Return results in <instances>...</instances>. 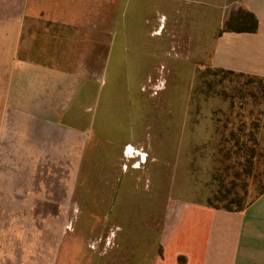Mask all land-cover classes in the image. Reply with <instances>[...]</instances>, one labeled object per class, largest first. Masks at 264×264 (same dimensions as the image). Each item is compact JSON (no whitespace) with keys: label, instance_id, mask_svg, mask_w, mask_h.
Here are the masks:
<instances>
[{"label":"crops","instance_id":"0c3cea01","mask_svg":"<svg viewBox=\"0 0 264 264\" xmlns=\"http://www.w3.org/2000/svg\"><path fill=\"white\" fill-rule=\"evenodd\" d=\"M246 13L257 22L254 32H221L230 18ZM210 18L218 24L206 47ZM200 33L202 64H196ZM176 41L178 50L191 42L193 54L176 57ZM164 66L177 85L161 90L159 101L146 95L144 85ZM197 66L264 78V0H0V194L6 182L14 209L29 210L35 186L47 179L37 173L38 164L68 145L76 150L78 184L91 145L90 167L106 172L109 212L112 197L128 186L131 194L154 189L173 200L175 186L180 189V132L189 128L191 112L181 106L190 95L179 82L193 81ZM117 79L130 85L122 94L109 92L101 106L104 85ZM125 146H142L147 159L132 167ZM187 158L188 164L194 160ZM207 213L212 220L203 245L170 257L159 241L155 252L140 253L139 264H264V193L243 209L211 207ZM190 242L198 243L195 237ZM140 249L124 250L123 264H133ZM110 253L109 264H117L120 257Z\"/></svg>","mask_w":264,"mask_h":264},{"label":"rangeland","instance_id":"374dc122","mask_svg":"<svg viewBox=\"0 0 264 264\" xmlns=\"http://www.w3.org/2000/svg\"><path fill=\"white\" fill-rule=\"evenodd\" d=\"M205 21L208 27L202 44L209 47L218 20L210 18ZM200 22L197 21V25ZM200 29L201 27L196 28V31L199 32ZM200 35L201 33L197 34L195 55L191 52V42L186 45L185 50H178L177 44L181 42L176 41L173 50L175 56L187 58L191 54L193 62L202 64L198 57L202 45ZM208 68L197 66L194 70L197 83L188 87L189 103L185 100L184 104L181 100V106L189 107L192 113L200 112V115L217 112L220 118L219 129L224 127L225 131L221 130L215 141L217 146L224 150L232 143L222 138L226 137L230 130L237 129L242 123L245 124L246 133L253 129L254 141L245 145H255L253 162L232 163L224 160L219 164H211L212 170L219 174L217 184H212L213 201L219 206H228L229 201L233 199L234 202L241 203H235L237 206L247 205L255 199L264 185V81L215 72L216 70L207 71ZM172 85L176 86L177 83L175 80L172 83L169 80L168 68L159 67L156 76L144 85V91L148 97H156L161 90ZM197 86L198 92L194 91ZM158 97L161 101L162 97ZM259 111L262 112L261 117ZM254 122L255 126L252 125ZM247 136L243 141L246 142ZM142 146H132V151L125 152V155L123 149L124 158L131 160L134 168L147 159L148 151ZM210 149L213 150V147L208 146L206 152ZM5 150L8 158H11V147ZM94 150L91 145H87L84 150V173L82 175V172H79L81 178L77 181L78 184L76 150L70 145L55 149L53 154L48 156L49 161L38 164L37 173L42 176L45 174L47 179L44 180V185L39 180L38 186H35L34 195L29 197L32 202L29 210L14 209L18 205L12 204L10 185L5 182L6 193L0 194V264H109V251L110 257L113 258L114 254L120 257L116 259L117 264H123V251L129 250L130 245L137 248L141 246L133 262L139 264L140 255L155 252L159 241L168 245L170 257L181 252L189 254L194 250L195 244L199 247L203 245L212 220L207 213L211 207L205 203V191L201 190V186H205L203 181L208 180V175L198 177L196 172L194 174L191 171L186 161L188 155L183 148H180L181 161L178 171L180 189L175 186L177 193L173 200L167 199L166 194H155L154 189L150 193L139 189L137 193L131 194L128 186V194L121 193L112 197L111 212L107 210V200L110 196L104 193L107 190L106 172L102 173L99 168L90 167ZM191 158L194 159L190 154L187 160ZM10 170L11 167L6 164L4 171ZM165 172L168 173L166 167ZM187 186L193 190L184 192L185 188L189 189ZM41 188L43 191L39 193ZM183 202L187 203L186 208H183ZM179 212L180 217L177 220ZM125 235L130 236L133 242H129L130 237L126 243L122 242ZM192 237H195L198 243H191Z\"/></svg>","mask_w":264,"mask_h":264},{"label":"trees","instance_id":"16d2710c","mask_svg":"<svg viewBox=\"0 0 264 264\" xmlns=\"http://www.w3.org/2000/svg\"><path fill=\"white\" fill-rule=\"evenodd\" d=\"M256 27H257V22L254 16L252 14L246 13L244 17L237 16V17L230 18L227 21V23L223 26V28L221 29V32H254L256 30ZM209 68L207 69V71L216 70L215 72L227 73L231 75H237L240 77H247V78H252L255 80H259V81H264V78H256V77L254 78L251 76H246L244 74L234 73L231 71H225V70L217 69V68H211V69ZM179 83L181 86L180 89H182L186 86L189 87L190 85L195 86L197 81H196V78H194V80L191 81L190 83H186V82H179ZM129 85L130 84L126 85L120 82L118 79L114 83L108 80V82L104 85V88H103V95L101 97V106H107L109 92L115 91L117 95L119 93L122 94L125 87ZM131 85L133 86V84ZM198 87L199 86H197L194 91L198 92ZM194 112L193 113L190 112L188 114L189 116L186 115L188 116V118L187 117L186 118L189 123V128L181 130L180 132L181 148L184 149L187 155L191 154L194 157L193 162L189 163V167H191L190 168L191 171H193L194 174L196 172L197 175H199L198 177H201L203 174L208 175V180L210 177V181L204 180L203 183H205V186H201V190L203 192L205 191L204 194L206 195L205 201L207 205L215 209H223L227 211H237V210H240V209H243L249 206L260 195L264 193V185L261 187V190L258 193V195L255 197V199L252 200L251 203L247 205L237 206V205H240L241 203L240 202L236 203L232 199L229 201L230 203L228 206L226 205L219 206L213 201L214 192H213V186H212L213 182L217 184L218 179H219V174L217 173V171L212 170L211 164H214V163L219 164L223 162L224 160L232 162V163L233 162H237V163L253 162L254 156H255L254 155L255 145L251 143L252 145L245 147V145L249 141L251 142L254 141L253 129H250L251 131L249 133H246V131L244 130L245 124L242 123V125L238 127L237 129L230 130L226 137L221 136L223 140L232 142L228 145L229 147L224 150L222 147L219 148V145L217 146V142L215 141L217 138V134H219L221 130L225 131L224 127L221 130L219 129L218 124H219L220 118L218 117L217 112L214 111L212 113H208V115L207 114L200 115V112L198 113H194ZM261 115H262V112L259 111V117H261ZM170 118H171L170 115L166 116L167 120ZM252 125L255 126V122L252 123ZM169 132L170 131H168L167 133ZM246 136H247V140L245 142L243 140L245 139ZM208 146L209 148L213 147V150L210 149L208 152H206V148H208ZM216 146L218 150L217 153L215 150ZM202 163L206 165L204 166L202 165ZM235 203L237 205H235ZM233 206H237V207H233Z\"/></svg>","mask_w":264,"mask_h":264},{"label":"built area","instance_id":"2783aa9c","mask_svg":"<svg viewBox=\"0 0 264 264\" xmlns=\"http://www.w3.org/2000/svg\"><path fill=\"white\" fill-rule=\"evenodd\" d=\"M132 151V147H130V146H125L124 147V153L126 152V153H129V152H131Z\"/></svg>","mask_w":264,"mask_h":264}]
</instances>
